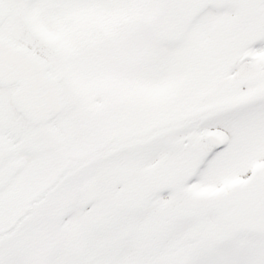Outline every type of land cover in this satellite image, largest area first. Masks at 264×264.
Instances as JSON below:
<instances>
[{"label":"rangeland","instance_id":"rangeland-1","mask_svg":"<svg viewBox=\"0 0 264 264\" xmlns=\"http://www.w3.org/2000/svg\"><path fill=\"white\" fill-rule=\"evenodd\" d=\"M4 1L3 33L23 40L22 11L35 9L73 86L51 126L19 123L0 88V134L20 138L0 165V234L65 175L66 148L82 157L220 109L201 135L184 125L63 177L0 245V264H264V96L226 109L264 92V0ZM251 45L263 55L244 61ZM205 128L229 145L215 150Z\"/></svg>","mask_w":264,"mask_h":264},{"label":"water","instance_id":"water-1","mask_svg":"<svg viewBox=\"0 0 264 264\" xmlns=\"http://www.w3.org/2000/svg\"><path fill=\"white\" fill-rule=\"evenodd\" d=\"M6 10L0 2V23ZM250 52L245 58H254ZM47 60L25 45H19L7 36H0V85H16L13 95L16 108L33 124H47L68 106L60 77L49 72ZM216 146L227 144V136L220 130L205 129ZM4 148L0 144V155Z\"/></svg>","mask_w":264,"mask_h":264},{"label":"trees","instance_id":"trees-1","mask_svg":"<svg viewBox=\"0 0 264 264\" xmlns=\"http://www.w3.org/2000/svg\"><path fill=\"white\" fill-rule=\"evenodd\" d=\"M264 95V94H262ZM243 103L246 102H239L235 105H229L226 106V108H230V107H235L238 105H241ZM219 108H215L213 110H209V111H205L202 112L200 114H197L193 117H190L188 119H184V120H180V121H176L158 128H153L151 131H148V133L144 134L143 136H130L126 139H118V138H113L108 145L92 152L89 154H86L82 157H73L70 155L68 149L66 148L64 151V155L67 159V163L68 166L66 167V169L63 171L65 173V175L63 174V176L59 177L53 184L52 186L48 187L41 195H39L38 197H36V199L32 202L31 204V210L29 211L28 214H23L15 223V225L6 230L5 232L0 234V245L7 239L11 238L17 231V229H19V227L22 225V223L24 222L25 218L29 217L32 212H34L35 208H37L45 199H48V196L57 189V187L62 183V181L65 179L63 177H66L68 174H73L75 173L78 169L85 167L86 165H88L89 163H91L93 160L97 159L98 157H104V156H108L111 153L119 150L121 147H125V146H131L134 144H140L141 142H150L151 140H153L154 138H156L157 136H159V134H162L168 130H172V129H176L178 127L181 126H193V127H198L200 125V123L202 122L203 119L209 117L210 115H212L215 111L217 112ZM225 109V108H224ZM58 133L61 136H65V133L58 129ZM198 180L193 181L197 182Z\"/></svg>","mask_w":264,"mask_h":264},{"label":"flooded vegetation","instance_id":"flooded-vegetation-1","mask_svg":"<svg viewBox=\"0 0 264 264\" xmlns=\"http://www.w3.org/2000/svg\"><path fill=\"white\" fill-rule=\"evenodd\" d=\"M5 5V3H4ZM6 7V5H5ZM7 8V7H6ZM22 14L24 18L22 19V22L24 24V27L27 29V32H24V37H22L23 40L17 41L14 39V37H11L1 30L2 27H6V22L9 16V12H7V17L4 20V22L0 25V35H6L11 37L15 42L18 44H24L34 50L36 53H38L40 56L43 58L47 59L49 62L50 60L48 59V56H46L48 53L51 55H58L60 54V59L63 60V64L66 63L68 51L65 50L64 46H62L59 42H54L55 37L46 29L42 31L41 29H38V23L39 19H41L40 15L38 12H36L35 9H30L29 11L23 10ZM42 20V19H41ZM20 35V34H19ZM21 36V35H20ZM18 38V37H17ZM19 39V38H18ZM21 39V38H20ZM19 39V40H20ZM51 64V62H50ZM49 71L54 74V75H60L61 76V83L64 88V91L67 89V85H72L73 83L68 80L66 75L64 73L60 72H55L52 66H50ZM0 88H3L9 95V103L12 106V115L16 117L17 120H19V123H27L28 120L14 107L13 101H12V96L14 92L17 90L16 86H1ZM15 136L17 139H15ZM4 137H7L9 140H5ZM12 142L15 144V147H13ZM20 143V138L16 134V132L13 131H7L4 133L0 134V144L4 148V152L8 155H10L12 152L17 150L18 144ZM7 155V156H8ZM2 162H0L1 164Z\"/></svg>","mask_w":264,"mask_h":264}]
</instances>
